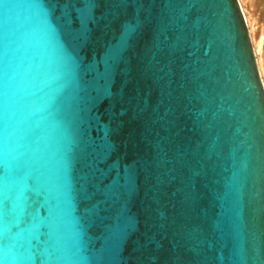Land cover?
<instances>
[{
	"label": "water",
	"instance_id": "obj_1",
	"mask_svg": "<svg viewBox=\"0 0 264 264\" xmlns=\"http://www.w3.org/2000/svg\"><path fill=\"white\" fill-rule=\"evenodd\" d=\"M13 11L21 53L46 48L39 7ZM91 17L78 55L96 67L92 87L111 94L83 129L97 145L110 139L107 162L131 180L84 225L90 264H264V83L240 1L93 0ZM17 113L14 155L30 165L37 145L23 100ZM6 228L14 234L11 218Z\"/></svg>",
	"mask_w": 264,
	"mask_h": 264
},
{
	"label": "snow or ice",
	"instance_id": "obj_2",
	"mask_svg": "<svg viewBox=\"0 0 264 264\" xmlns=\"http://www.w3.org/2000/svg\"><path fill=\"white\" fill-rule=\"evenodd\" d=\"M92 5L93 0H0V264H90L84 225L95 221L102 204H118L130 188V174L118 162H107L110 139L97 145L83 129L86 114L91 126L94 102L111 94L106 85L92 87L87 78L96 67L78 55L89 36ZM37 6L47 47L22 54L13 10ZM135 31L129 24L124 35ZM126 44L122 38L108 51L103 78L112 79ZM21 100L37 145L30 165L17 163L14 155L21 148ZM9 218L14 234L6 228ZM97 264H105L104 258Z\"/></svg>",
	"mask_w": 264,
	"mask_h": 264
},
{
	"label": "rangeland",
	"instance_id": "obj_3",
	"mask_svg": "<svg viewBox=\"0 0 264 264\" xmlns=\"http://www.w3.org/2000/svg\"><path fill=\"white\" fill-rule=\"evenodd\" d=\"M250 28L264 83V0H239Z\"/></svg>",
	"mask_w": 264,
	"mask_h": 264
}]
</instances>
